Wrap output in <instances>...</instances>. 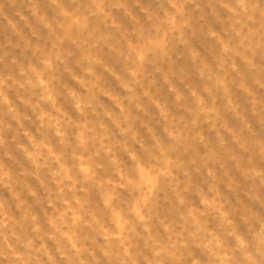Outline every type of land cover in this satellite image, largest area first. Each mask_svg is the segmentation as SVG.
Instances as JSON below:
<instances>
[{"label": "clouds", "instance_id": "1", "mask_svg": "<svg viewBox=\"0 0 264 264\" xmlns=\"http://www.w3.org/2000/svg\"><path fill=\"white\" fill-rule=\"evenodd\" d=\"M0 264H264V0H0Z\"/></svg>", "mask_w": 264, "mask_h": 264}, {"label": "rangeland", "instance_id": "2", "mask_svg": "<svg viewBox=\"0 0 264 264\" xmlns=\"http://www.w3.org/2000/svg\"><path fill=\"white\" fill-rule=\"evenodd\" d=\"M6 10L11 11V9H8V8H7V5H6Z\"/></svg>", "mask_w": 264, "mask_h": 264}]
</instances>
